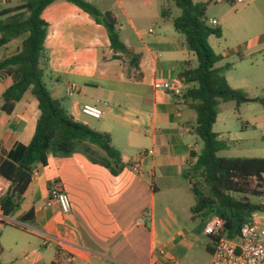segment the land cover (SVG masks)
<instances>
[{
    "label": "crops",
    "instance_id": "1",
    "mask_svg": "<svg viewBox=\"0 0 264 264\" xmlns=\"http://www.w3.org/2000/svg\"><path fill=\"white\" fill-rule=\"evenodd\" d=\"M84 1L102 13L114 14L121 42L139 56L137 68H131L127 58L115 59L108 39L107 51L93 46L96 41L89 28L100 25L64 0H56L41 13L47 24L43 59L51 66H64L65 74L92 81L91 88L68 83L64 96L78 99L62 107L75 121L107 133L126 166L113 176L80 153L65 158L49 154L47 164L34 169L19 206L4 217L9 220L1 219L0 240L5 229L13 230L15 236L10 246L0 243V264H67L59 250L73 256L70 264H170V259L179 264H199L201 258L195 248L205 236L203 229L209 217L197 222L199 217L191 214L194 203L188 204L182 215L178 205L170 201L157 205L156 201L158 196L169 193H190L189 179L184 175L195 163L196 158L191 155H197L202 148L194 133L195 112L182 98L155 88L160 82L178 81L182 91L185 89L179 74L189 64L194 65L192 50L177 36L170 10L163 18V7L153 8L155 2L163 0ZM245 1L209 3L229 6L222 16L207 21L222 32L220 38L208 39L222 58L217 67L228 64L232 68L264 51V29L245 42L228 40L229 29L235 33L245 29L244 23L232 18ZM17 4V0H0V11ZM147 24L151 27L146 28ZM20 42L16 39L0 46V60L14 54ZM231 68L224 73L228 85L247 91L245 81L231 84ZM69 85L75 86L71 96L66 95ZM50 94L56 98L51 91ZM245 95L264 101V97ZM85 104L98 106L103 111L102 118L95 120L82 114L81 106ZM1 105L0 99V146L8 151L17 143L27 145L39 116L36 99L27 91L10 115L1 110ZM262 119L255 123L258 128L264 126ZM53 186L67 194L71 205L67 214L50 198ZM30 211L33 221H21ZM144 212L150 217L142 218ZM47 240L51 244L45 245ZM210 246L208 243L204 249L207 264L212 253Z\"/></svg>",
    "mask_w": 264,
    "mask_h": 264
},
{
    "label": "trees",
    "instance_id": "2",
    "mask_svg": "<svg viewBox=\"0 0 264 264\" xmlns=\"http://www.w3.org/2000/svg\"><path fill=\"white\" fill-rule=\"evenodd\" d=\"M56 0H17L18 4L0 11V46L21 39L17 51L0 60L1 110L10 115L14 105L29 91L36 99L39 116L31 141L27 145L15 144L5 151L0 146V180L9 183L0 199L3 217L17 208L29 186L37 166L47 164V156L69 157L75 153L84 155L89 162L108 169L117 176L126 166L119 152L111 145L107 133L95 131L75 121L54 98L42 82L40 65L45 56L44 41L47 24L42 11ZM86 13L107 34L109 47L115 59H128V65L136 69L139 56L129 51L119 38L117 21L113 13L100 12L84 0H64ZM179 10L172 21L173 28L189 46L195 57L194 65H188L179 74L185 85L181 98L196 114L194 133L202 143L200 152L191 156L195 163L186 171L190 193L194 199L193 217L217 216L224 221L223 235L237 238L239 229L254 213L264 215L260 201H250L246 196L259 197L257 191L263 182L264 158H223L217 153L227 149L225 141L213 132L220 104L233 102L235 107L263 100L249 98L244 92L232 89L224 76L231 68L225 64L208 43L210 37L220 38L219 26L207 23V6L212 0H169ZM219 1V0H214ZM169 9L163 8L161 16L167 17ZM242 196V197H241ZM32 222L33 212L21 218ZM213 251L215 239L211 238Z\"/></svg>",
    "mask_w": 264,
    "mask_h": 264
},
{
    "label": "rangeland",
    "instance_id": "3",
    "mask_svg": "<svg viewBox=\"0 0 264 264\" xmlns=\"http://www.w3.org/2000/svg\"><path fill=\"white\" fill-rule=\"evenodd\" d=\"M251 2V3H250ZM136 3V2H134ZM250 6L247 7V5ZM216 6L210 4L206 10V16L208 19L218 18L222 16L223 12L229 8V6ZM136 6H138L136 4ZM170 10L171 18L179 15V10L169 0L157 1L153 4V8L159 10L161 8ZM222 7V8H221ZM243 9V10H241ZM233 13H237L232 18L238 19V22L244 23V31L235 33L234 30L229 29L228 40L230 42H245L252 36H255L264 29V0H246L244 4L237 7ZM170 18V20H171ZM154 22V20H151ZM232 21V23L234 22ZM237 22V24H238ZM145 27V26H144ZM151 27L150 24L146 25ZM246 27H248L246 29ZM152 28H154L152 26ZM89 32L92 39L95 40L93 46L96 45L100 50L107 51V38L106 32L103 27L92 26L89 28ZM88 33V32H87ZM178 37H181L179 34ZM99 43H98V42ZM214 43V39L211 38V44ZM45 57V56H44ZM235 57V56H234ZM231 60V59H230ZM40 65L42 73V82L48 88L54 96L59 99L62 106L66 107L69 101L78 99L77 96L67 99L64 96L65 87L68 83H75L77 85H85L87 87H94L90 79H78L73 75H68L63 72L64 66L54 64L53 66L47 64L44 59L41 60ZM231 63L232 61H228ZM231 84L237 85L245 81L246 86L249 89L244 91L250 97L262 98L264 97V51L250 57L248 61L236 64L231 68L228 74ZM91 78V77H90ZM92 79V78H91ZM93 92L92 89H89ZM263 118V119H262ZM258 119H262L264 122V107L255 102L244 103L238 108L235 107L233 102L220 104L218 107L217 119L212 127L213 132L219 135V139L225 141L227 149L217 153V156L223 158L230 157H247V158H264V126L258 128L255 124ZM202 147V143L200 142ZM136 153H132L131 156ZM264 178V177H263ZM254 188L257 191L264 190V181L260 184V187H256L253 183ZM242 197V196H241ZM250 201L258 202L259 197L246 196ZM180 200L178 204L175 200ZM157 205L164 201H170L173 205H178L177 209L179 213L184 215L185 208L188 204H193L194 199L188 191H181L175 193H169L164 197H157ZM203 217H199L197 222L202 221ZM2 220L5 219L4 217ZM0 220V232H1ZM15 234L13 230L5 229L2 235L0 243H4L7 246L12 244ZM211 244V238L203 236L201 240L196 244L195 251L200 256L201 260L199 264H207L208 255L205 252L206 244ZM200 251V252H199ZM1 259V257H0Z\"/></svg>",
    "mask_w": 264,
    "mask_h": 264
},
{
    "label": "built area",
    "instance_id": "4",
    "mask_svg": "<svg viewBox=\"0 0 264 264\" xmlns=\"http://www.w3.org/2000/svg\"><path fill=\"white\" fill-rule=\"evenodd\" d=\"M240 2V0H238ZM182 83V80L179 79ZM155 88L171 93V95L181 98L182 89L178 81L160 82L155 84ZM75 92V86L69 85L66 95L71 96ZM81 113L95 120L103 116V111L96 105L85 104L81 106ZM9 183L0 181V199L5 194ZM49 196L54 200L60 211L67 214L71 210V205L67 194L59 187L53 186L49 190ZM264 206V190L259 197ZM150 213L144 212L142 218H149ZM3 218L0 211V220ZM224 221L217 217L208 218L203 233L205 236L215 239L213 251L210 255L209 264H264V215L254 213L243 223L239 229L237 238L229 239L223 235ZM51 244L50 240L44 242ZM63 254L67 264L73 261V256L65 251L59 250ZM170 264H179L175 259H170Z\"/></svg>",
    "mask_w": 264,
    "mask_h": 264
}]
</instances>
